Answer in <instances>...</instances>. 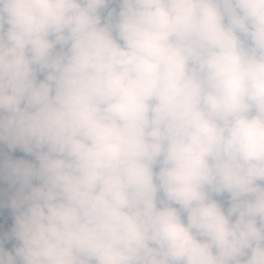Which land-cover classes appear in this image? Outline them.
I'll list each match as a JSON object with an SVG mask.
<instances>
[{"label":"clouds","instance_id":"1","mask_svg":"<svg viewBox=\"0 0 264 264\" xmlns=\"http://www.w3.org/2000/svg\"><path fill=\"white\" fill-rule=\"evenodd\" d=\"M0 264H264V0H0Z\"/></svg>","mask_w":264,"mask_h":264},{"label":"trees","instance_id":"2","mask_svg":"<svg viewBox=\"0 0 264 264\" xmlns=\"http://www.w3.org/2000/svg\"><path fill=\"white\" fill-rule=\"evenodd\" d=\"M16 155H20V153H17Z\"/></svg>","mask_w":264,"mask_h":264},{"label":"rangeland","instance_id":"3","mask_svg":"<svg viewBox=\"0 0 264 264\" xmlns=\"http://www.w3.org/2000/svg\"><path fill=\"white\" fill-rule=\"evenodd\" d=\"M20 155H23V154L20 153ZM26 158H27V157H26Z\"/></svg>","mask_w":264,"mask_h":264}]
</instances>
